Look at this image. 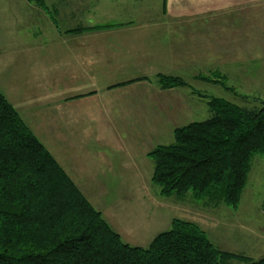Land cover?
<instances>
[{"label": "crops", "instance_id": "1", "mask_svg": "<svg viewBox=\"0 0 264 264\" xmlns=\"http://www.w3.org/2000/svg\"><path fill=\"white\" fill-rule=\"evenodd\" d=\"M166 1L164 13L148 0H45L44 6L22 2L16 7L3 2L0 89L26 122L38 113L46 116L53 135L59 132L62 138L60 123H73L75 131L68 129L73 147L89 144L92 133L80 132L76 123H115L114 140L106 139L118 149L107 154L111 176L120 183L127 179L128 185L152 184L149 151L164 144L161 139L174 137L176 128L198 121L196 112L207 105L189 86L160 87L157 76L185 75L204 58L199 45L211 49L206 42H218L220 27H228L233 37L236 26L249 23L236 18L234 10H246L249 16L256 3L264 5V0ZM98 25L113 26L71 31ZM243 32L249 35L247 29ZM102 137L98 134L96 140ZM95 148L104 153L99 143ZM56 159L77 184L79 176ZM129 161L137 163L132 181L124 178Z\"/></svg>", "mask_w": 264, "mask_h": 264}, {"label": "trees", "instance_id": "2", "mask_svg": "<svg viewBox=\"0 0 264 264\" xmlns=\"http://www.w3.org/2000/svg\"><path fill=\"white\" fill-rule=\"evenodd\" d=\"M45 5L44 0H32ZM74 28L82 32L111 27ZM162 88L189 86L159 74ZM195 92V91H194ZM200 95L199 93H196ZM210 117L174 130L148 153L163 196L238 208L254 157L264 154V104L207 98ZM264 264L221 249L194 221L173 219L147 247L125 242L0 89V264Z\"/></svg>", "mask_w": 264, "mask_h": 264}, {"label": "rangeland", "instance_id": "3", "mask_svg": "<svg viewBox=\"0 0 264 264\" xmlns=\"http://www.w3.org/2000/svg\"><path fill=\"white\" fill-rule=\"evenodd\" d=\"M3 2L14 4L12 7L22 2L41 6L32 0H0V5ZM148 2L163 13L167 9L166 0ZM257 4L249 10V16L246 10H234L236 18L245 17L249 23L236 26L233 37L226 32L228 27H220L218 42H206L212 46L211 49L208 46L206 48L203 42L199 45L203 48L204 57L197 59L199 67L188 69L185 75H175L185 79L191 90L195 94L199 93L206 101L207 98L215 96L248 108H258L264 104V5L259 8ZM0 10L3 11L1 8ZM11 11L17 12L16 9ZM221 11L226 16V11ZM228 13L229 11L227 15ZM244 28L249 31L248 36L244 35ZM196 113L198 121L210 117L206 103ZM32 118L33 120L25 121L26 124L68 170L71 169L79 176L76 180L79 188L125 242L147 247L157 234L170 229L173 219L179 218L199 224L209 238L223 250L246 254L255 259L264 257V154L254 157L242 199L238 208L234 209L196 200L191 194L182 198L175 194L163 196L153 184L128 185L127 179L125 183H120L119 178L111 176V161L107 160V154L118 150L115 149L117 146L110 148L106 142V139L114 140L111 135L116 130L115 123H76L75 126L80 128V132H92L87 139L91 146L86 143L80 146L79 142L73 147L75 139L68 138V134L75 131L73 123H60L65 127V132L60 129L64 134L60 138L57 135L59 132L53 135L52 122L46 116L38 113ZM68 129L71 130L69 133ZM98 134L103 136L100 141L96 140ZM173 140L174 137L170 136L161 139V142L169 144ZM96 143H99L104 153H100V149H93ZM79 147L82 152L78 150ZM85 147H88L87 150L93 148L87 153V150L83 152ZM73 151L74 154L70 155ZM75 151L81 154L76 155ZM148 161L153 164L150 158ZM116 164L117 167H123L119 162ZM132 164V161L124 163V166L129 167L124 174V178L131 179L128 181L135 177L132 169L137 163L133 166ZM80 168L84 172L78 171ZM114 179L118 183H114ZM234 263L239 264L238 261Z\"/></svg>", "mask_w": 264, "mask_h": 264}]
</instances>
